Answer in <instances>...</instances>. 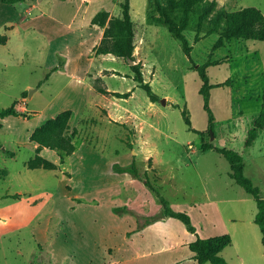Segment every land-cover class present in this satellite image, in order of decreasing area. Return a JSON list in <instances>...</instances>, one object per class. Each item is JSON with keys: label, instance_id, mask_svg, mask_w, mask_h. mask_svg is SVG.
Listing matches in <instances>:
<instances>
[{"label": "rangeland", "instance_id": "374dc122", "mask_svg": "<svg viewBox=\"0 0 264 264\" xmlns=\"http://www.w3.org/2000/svg\"><path fill=\"white\" fill-rule=\"evenodd\" d=\"M114 1L120 4L115 7L116 12H122L121 2L125 0ZM130 2L138 37L142 35L143 42L136 43L140 46L134 53L135 59L115 54L102 58L105 67L116 68L113 70L116 77L108 81L113 90L101 88L109 98L93 95L84 104L75 81L48 105L52 94L65 83L68 76L65 72L88 66L90 54L99 44V27L85 28L84 38L77 31L72 33L65 23L52 24L43 19L39 24L47 27L50 46L54 47L51 56V47L44 38L33 34L26 37V30L21 33L23 39L19 35L18 47L27 51L26 64L34 70L29 77L35 86L46 79V67H43L46 59L50 64L57 62L56 67L62 60L67 64L62 66L63 72L53 74L51 81L30 98L28 106L36 112H30L31 117L24 121L20 132L0 133V145L7 147H0V264H113L115 256L118 264H201L188 259L190 249L181 243L191 234L182 220L170 216L166 220L154 219L150 222L154 225L142 233L138 231L142 228L139 213L152 216L162 212L163 196L184 208L191 207L202 233L210 235L222 225L216 217H211V213H217V202L213 200L236 195L238 190L246 192L229 176L228 159L215 149L203 150L201 144L203 140H214L219 129H237L243 137L245 128L259 114L264 95V41L233 39L215 48L218 33L207 34L210 22L200 25L198 14L192 13L185 30L193 45L189 56L166 24L149 18V0ZM77 4L78 0L60 1L57 3L58 9L62 8L60 15L68 19ZM249 6L264 14V0H220L218 8L234 11ZM42 8L49 10L47 5ZM22 11L23 6L15 9L11 5L5 10L2 7L0 17H13ZM3 31L6 32L5 27ZM210 58L221 60L207 67L210 83L218 85L211 90V107L216 116L214 136L208 129L209 115L200 92L203 80L197 69ZM138 63L145 80L159 96L154 105L135 80L133 65ZM23 68L22 78H25ZM98 84L105 86L102 81ZM133 89L130 99L116 93ZM27 91L29 95L32 92L31 88ZM96 101L104 103L98 108ZM129 105L144 106L147 110L143 125L140 119L127 121L124 113L120 114ZM8 106L10 102L6 101L0 108ZM64 109L72 110L65 132L69 130L73 136L75 151L63 153V161L59 162L58 151L44 148L42 155L53 163L47 161L49 168H30L28 162L37 150L28 143L32 135L29 133ZM183 110L190 116L193 127L207 132L201 135L191 130ZM260 144L246 152V175L253 177L264 196L259 167L264 166V156ZM154 157L160 164L162 180L153 168ZM166 163L176 168L170 170L164 166ZM133 164L139 177L117 169ZM115 178L119 185H113ZM115 189L120 191V196H113ZM129 194L135 196L131 203L126 199ZM191 200L197 202L195 207L188 203ZM131 206L134 211L130 210ZM200 207H205L206 212L201 213ZM128 236L132 238L129 240ZM236 239L238 246L229 245L226 255L223 254L230 264H264L262 241L252 242L253 245L240 252L239 245L246 247L247 243L238 235Z\"/></svg>", "mask_w": 264, "mask_h": 264}, {"label": "crops", "instance_id": "0c3cea01", "mask_svg": "<svg viewBox=\"0 0 264 264\" xmlns=\"http://www.w3.org/2000/svg\"><path fill=\"white\" fill-rule=\"evenodd\" d=\"M27 1H29V3H27ZM60 1L64 2L65 0H18L13 3H0V13L2 11V7L5 10L6 7H10L11 5L15 9L17 8L19 9V7L23 6V11L20 15H16L13 17L8 16L4 18L0 17V105L8 101L10 102V106L15 104V110L18 112L17 114L5 116V117L0 115V133L3 134L10 132L15 133L17 130L18 132H20V129L24 121H26L29 117H31L30 112H36L34 109H32V107L30 109V107L28 106L31 100L30 98H33L40 90L43 89L44 85L48 81H51L53 74L57 73L58 71L63 72L62 69L64 67L62 66H64V64H67V62L62 60L61 61L62 63H60L59 67H56L57 62H53L50 64V62H48V59H46L47 61H45V64L43 66L46 67L45 69V75L47 74L45 77L46 79L41 80L39 85L35 86V81L34 80L31 81L30 80L31 78L29 77L34 70H32L31 67L26 64L25 53L27 51H23L21 50L20 47H18V38L20 35V39H23L21 35V33H24L23 30H26L25 31L27 33L26 37H28L30 34L36 35V38L39 37L44 38L48 46H50L49 43L50 35L47 33V27L44 28L39 24L40 22L43 21V19H45L46 21L48 19L50 22H52V24H55L56 22H60L62 24L65 23L67 24V29L72 30V33L77 31L79 32L80 36H83L84 38L86 37V35H83L85 28L92 29L93 27H99L101 29L99 33V44H100L104 36V28L92 24V20L94 16L100 10H104V9L111 11L112 14L116 16H122V12L119 11L116 12L115 7L119 6L120 4L116 3L114 0H105L107 2L106 4H103L102 0H78V4L74 5L76 7L75 11L73 13L69 12L68 19H65L63 15L62 16L60 15L62 8L58 9L57 6V3H59ZM44 5H47L49 10L43 9L42 7ZM4 27L6 32L3 31ZM135 39H136V43L138 40L141 41L143 40L142 35L138 37L137 29H136ZM99 44H97L96 47ZM138 46H140V44ZM138 46H136L137 49ZM50 47L51 48H49V53L51 56L54 47L53 46ZM95 48L92 50L90 54L91 60L89 61L88 66L84 70H78L72 72L70 71L68 73L65 72L66 74H68L66 79H64L65 83L60 86L61 88L57 91V93L52 94V100L51 102L48 103V105L51 104L55 99L60 97L65 90L71 88L72 83L75 81L79 83V84L77 83L76 90L77 91L80 90V92L79 93L77 92V94H82V99L84 104L88 103L93 95L94 96L99 95L105 98H109L105 92L101 91V88L107 89L108 91L113 90V88L108 83V81L109 79L113 78L114 75L116 77L115 72H113V70H116V68L114 66L105 67L104 64L101 63V60L102 58L111 57L115 55L113 53L98 54ZM136 48L134 52L135 55L137 52ZM253 50L257 52L256 48H253ZM139 59L142 60V56ZM22 67H24L23 68L24 75L26 74L25 78H22L23 77L21 71ZM108 70H112V72H107ZM128 77L133 78L132 76H128ZM101 81L105 84V86H101L98 84V82ZM27 88H31L32 92L30 93V95L27 91ZM76 90L73 91V95L76 94ZM133 92L134 89L132 90V94L129 97H127V99H130L133 96ZM96 102L97 103H95V105H97L98 108H100L101 103H104L99 101ZM150 103L154 105V101H151ZM147 106L150 107V104H148ZM2 108H7V107H2ZM123 113L126 116L127 121L140 119L141 125H143L146 118L145 115L147 113V110L144 108V106L134 107L133 105H129L126 106L124 111L120 112V114ZM239 120L241 121V123H244V120L242 118H239ZM252 122L250 123V125L252 124ZM250 125L249 127L245 128L243 137L242 135L240 136L237 129H230L229 131H222L221 129H219L218 133L215 135L214 140H212V142L215 145L238 149V151L242 153L244 158L245 173H246V164H247L246 152L252 150L258 143H261L260 150L262 152V155L264 156V128L259 131L257 138L255 139L252 145L247 146L245 143L246 138L248 136V130L251 127ZM34 129H32L31 133L29 134H32V132L35 131ZM28 141L29 144H32L30 140ZM235 143H238L239 145L236 146ZM2 146L4 145L1 144L0 147ZM4 147L5 149L7 148L6 146ZM13 155H14L13 157L16 156L15 152H13ZM164 166L165 167L169 166L170 170L176 168V165H172L171 163H166ZM158 167H160V164H158L157 160L154 157L153 168L156 169L157 171L158 179L162 180L163 173L161 172L160 169L158 170ZM259 167L262 169L260 170L261 172L260 175L264 179V166H259ZM117 180H118L117 178L113 179L114 182L113 185H119ZM128 180L132 181L133 179L128 178ZM112 193L111 194L113 196L121 195L120 191L116 189ZM134 197L135 196H133L132 194H129V196H127L126 199L131 203L134 200ZM146 200L148 201V199ZM168 201L171 206L173 204L172 207L174 209L188 212L195 226L198 224L197 223L198 221L195 217V213L191 207L184 208L182 205L172 203V200L168 199ZM213 201L217 202V213L216 215L215 214L213 215L211 213V217L213 219H215L216 217V219L222 225L216 227L215 231H213L215 233H210V235H204L202 233L203 231L201 230V227L197 225L196 232H191V234L189 236L187 235L186 237H184L182 239L183 242H181L184 247H188L190 249V255L188 259L194 261V263H197L198 260L194 258L195 252L191 250L189 243L195 240L198 236L203 238H208L209 236L213 237V236L229 233L232 236V243L230 245H236L237 247L238 244H237L236 235H238L240 238L244 240L245 243H247L246 247H242L241 245H239L240 252L246 250L249 246L253 245V243L258 244L262 241L263 233L261 227L255 221L256 213L258 211V205H257V201L252 196H250L247 192L238 190L236 195L224 196L220 199H216ZM188 203L191 204L193 207L197 205V202L192 200L188 201ZM130 210L134 211L135 209L131 206ZM198 210L201 213L206 212L205 207L202 208L200 207ZM139 215L141 216L140 224H144L146 222V218L148 216H151L150 213L145 214V212H141L139 213ZM205 215L209 216L208 213H205ZM162 219L166 220L167 217H163ZM151 224L152 223H147L143 225L141 229H138V231L140 230L142 233H145L147 229H149L152 225H154ZM220 227L224 229H220ZM131 238L132 236H128L129 240ZM227 247H225L222 250L221 252L222 255L223 254L226 255L225 250ZM130 251H132V248H130ZM113 258L115 259H113V261L111 262L113 264H118L119 259L116 258V256ZM132 258H133L132 260H135L133 256Z\"/></svg>", "mask_w": 264, "mask_h": 264}, {"label": "trees", "instance_id": "16d2710c", "mask_svg": "<svg viewBox=\"0 0 264 264\" xmlns=\"http://www.w3.org/2000/svg\"><path fill=\"white\" fill-rule=\"evenodd\" d=\"M18 0H0V3H13ZM220 0H149L150 10L149 18L161 24H166L171 34L181 42L182 48L190 56L193 45L191 44L185 30L190 24L192 13L198 14L199 23L202 25L206 21L210 22V28L207 34L218 33L219 37L214 47L218 48L231 42L233 39H254L264 41V14L257 7L249 6L241 9L229 11L225 8H218ZM122 16H110L108 10H100L93 18L92 24L105 28L104 36L100 44L96 47V52L113 53L117 56L135 59L134 52L136 48V26L131 13V2L125 0L121 2ZM198 37V36H197ZM199 40V38H196ZM221 60H207L197 69L203 80L200 92L204 97V107L209 115V132H215L216 116L211 107V90L217 84L210 83L207 67L211 64H219ZM134 64L136 70L135 80L148 93L152 101L158 100V94L153 90L149 81H146L142 70ZM121 97H129L132 92H116ZM15 104L7 108L0 109V115L5 117L17 114ZM184 118L191 130L203 135L207 131L198 130L193 127L190 116L183 110ZM72 117L71 109L62 110L56 117L49 119L45 124L38 127L31 135L30 142L35 145L37 154L28 162L31 168L45 167L49 168L48 160L41 151L44 148H51L58 151L59 161L63 158V153L71 154L75 151L76 145L73 136L69 134L70 119ZM264 128V95L259 114L254 118L252 126L248 130L246 145L253 144L261 129ZM203 150L215 149L223 154L229 161L231 170L229 176L240 186L244 187L246 192L252 196L258 205L255 221L261 227L264 246V197L261 195V188L254 183L252 178L245 173V162L241 152L234 148L215 145L212 141L203 140L201 144ZM50 163H53L50 162ZM55 164V163H54ZM118 171H129L139 177V171L135 164L131 166H118ZM163 211L159 214L148 216L143 226L154 219L163 217H175L182 220L191 232H196V227L192 222L190 214L183 210L174 209L165 197L161 196ZM232 243V236L227 234L203 238L198 236L189 243L190 248L195 252L194 257L199 263L211 262L212 264H230L221 254L222 250Z\"/></svg>", "mask_w": 264, "mask_h": 264}, {"label": "water", "instance_id": "95a60500", "mask_svg": "<svg viewBox=\"0 0 264 264\" xmlns=\"http://www.w3.org/2000/svg\"><path fill=\"white\" fill-rule=\"evenodd\" d=\"M132 62H133V60H131ZM211 133L213 134V131H211ZM213 136H214V134H213Z\"/></svg>", "mask_w": 264, "mask_h": 264}]
</instances>
